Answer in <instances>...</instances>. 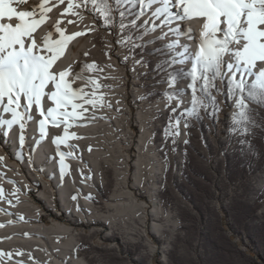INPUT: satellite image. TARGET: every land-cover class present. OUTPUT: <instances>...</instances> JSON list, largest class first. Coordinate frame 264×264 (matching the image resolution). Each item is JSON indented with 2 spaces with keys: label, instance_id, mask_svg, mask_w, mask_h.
Here are the masks:
<instances>
[{
  "label": "bare ground",
  "instance_id": "bare-ground-1",
  "mask_svg": "<svg viewBox=\"0 0 264 264\" xmlns=\"http://www.w3.org/2000/svg\"><path fill=\"white\" fill-rule=\"evenodd\" d=\"M24 3L15 6L19 10H32L41 0ZM73 3L80 4V0ZM53 4L56 6L52 7ZM48 6L51 11L46 21L34 33L37 43L42 44L49 32L53 33L50 40L59 38L55 32L57 21H61L60 27L66 34L85 33L68 43L55 67L59 71L71 66L70 78L76 89L84 87L85 92L91 93L93 87L89 81H95L99 85L96 95L102 96L103 102L95 108L87 106L89 110L84 118L69 128L81 138L70 139L71 148L60 146V151L73 152V156L65 158L69 167L63 178L56 145L52 143L54 136L63 134V126L50 125L46 139L36 146L39 117L33 110L22 150L18 128L8 137L1 135L0 253L3 255L0 264H104L101 251L130 255L129 246L139 249L144 264H163L168 253L172 255L171 242L176 235L180 236L177 231L182 223L176 209L161 200L160 189L164 187L171 159L174 172L181 169L184 153L181 147L190 139V131L184 127L182 118L175 143L172 137L165 138L164 133L168 114L175 120L180 111L190 106V90L182 94L184 103L177 113H172L176 102L166 106V81L148 98L143 79L146 68L137 63L139 60L132 53L135 42L118 43L129 35L128 30L120 33L118 15L106 27L91 3L87 7L81 4L68 13H64L67 0L63 3L48 0ZM148 16L150 12L137 23L142 24ZM70 20L73 23H68ZM189 26L197 41L183 36L180 41L194 47L200 25L194 20L186 21L182 31ZM158 35L159 30L149 33L141 42L153 41ZM175 38L170 35L154 43L161 48L160 45ZM93 63L95 69L89 70L87 65ZM188 83L187 79H178L176 89L185 88ZM216 86L221 89V82L217 81ZM229 103L228 122H233L232 114L238 110L234 101ZM159 116L163 117V123L157 122ZM5 118H10V114H5ZM233 138L241 140L242 130H237ZM257 182L258 189L264 187V174ZM260 209L264 213V200ZM132 260L137 264V259Z\"/></svg>",
  "mask_w": 264,
  "mask_h": 264
},
{
  "label": "snow or ice",
  "instance_id": "snow-or-ice-1",
  "mask_svg": "<svg viewBox=\"0 0 264 264\" xmlns=\"http://www.w3.org/2000/svg\"><path fill=\"white\" fill-rule=\"evenodd\" d=\"M24 2L0 0V135L8 137L14 128H18L22 150L27 125L33 120V110L39 117L36 146L46 139L50 125L55 128L63 126V134L52 139L63 178L69 167L65 158L73 156V152L60 151V146L71 148L73 146L68 141L81 138L69 128L84 118V113L89 110L87 106L95 108L98 103L102 104L103 97H97L95 89L99 85L95 81H89L93 87L91 93L85 92L84 87L76 89L70 78L71 66L59 71L55 67L68 43L85 33L66 34V30L60 27L61 21H57L55 32L59 38L50 40L53 33L49 32L43 37V43L38 44L34 33L46 21L51 8L48 0H41L32 10H19L15 6ZM89 3L106 27L112 25L118 15L121 34L130 28L138 29L137 21L150 12V16L139 25L143 32L137 39L143 40L144 36L157 30L160 35L150 42L163 41L170 35L176 37L157 49L167 57L157 64V68L167 73L168 90L164 96L168 101L166 106L171 107L172 102H176L171 108L172 113H177L184 103L182 94L190 90V106L180 111L175 120L170 117L165 128V138L172 137L173 143L180 135L182 118L184 127H188L187 118L201 119V109L212 118L218 116L220 107L212 95L213 89L234 101L238 110L232 114L234 125L249 120L246 101L264 104V0H80V4L67 0L64 13L72 12L81 4L87 7ZM129 16L134 18L128 20ZM193 20L200 25L194 47L180 41L182 36L197 41L191 26L182 31L184 23ZM131 40L129 35L118 43ZM142 46L133 44V47ZM178 48L181 50L177 51ZM174 65L190 66L173 69ZM95 67L94 63L87 65L89 70ZM178 79H187L189 83L177 90ZM217 81L221 82L223 89L216 87ZM5 114H10V118H5ZM2 192L0 188V194Z\"/></svg>",
  "mask_w": 264,
  "mask_h": 264
},
{
  "label": "rangeland",
  "instance_id": "rangeland-1",
  "mask_svg": "<svg viewBox=\"0 0 264 264\" xmlns=\"http://www.w3.org/2000/svg\"><path fill=\"white\" fill-rule=\"evenodd\" d=\"M137 25L138 29L130 28L128 34L135 44H143L133 47L132 53L146 68L143 79L151 98L153 90L167 80V73L157 68L167 57L157 51V43L137 39L143 32L141 23ZM215 90L212 95L220 102L218 120L203 109L201 119L187 118L190 139L181 147L183 164L174 172L170 160L160 189L161 200L176 209L182 223L177 231L180 236L171 242L172 255L168 253L163 264H264V213L260 209L264 187H257L264 174V104L248 101L249 120L234 125L228 122L229 100ZM159 118L157 122L163 123V117ZM237 130H242L243 138L235 141ZM129 247L130 255L108 250L101 251L100 257L104 264H134L132 259L144 264L139 249Z\"/></svg>",
  "mask_w": 264,
  "mask_h": 264
}]
</instances>
